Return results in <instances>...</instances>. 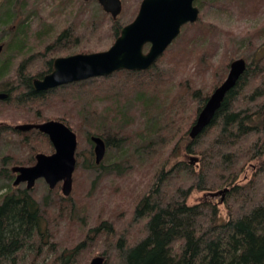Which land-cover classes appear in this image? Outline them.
I'll list each match as a JSON object with an SVG mask.
<instances>
[{
  "label": "trees",
  "instance_id": "obj_1",
  "mask_svg": "<svg viewBox=\"0 0 264 264\" xmlns=\"http://www.w3.org/2000/svg\"><path fill=\"white\" fill-rule=\"evenodd\" d=\"M41 3L39 0L0 3V93L7 94L0 100V106L20 112L28 123L56 119L76 131L78 136L87 131L91 159L85 160L82 167L96 176L97 169L106 171L107 168L94 160L91 134L101 136L107 148L128 147L133 152L132 159L139 158L138 151L145 147L149 163L140 162L137 166H143L139 172L144 177L141 188L128 214L117 211L118 226L98 220L87 230L92 233L93 242L87 245L88 234L74 246L63 249L52 241L50 227L66 215L68 219L78 218L76 201L59 195L54 191L56 188L47 190L45 198L39 199L24 187L2 183L0 190L5 187L0 193V264H86L90 256L86 254L85 257L83 251L94 244H97L99 255L104 256V264H264V41L256 44L250 39L255 45L243 73L226 92L211 121L194 138L188 135L190 126L222 79V76L215 77L210 90L190 87L180 81L174 86L171 81L176 69L188 61L184 51H174L175 45L185 43L181 38L186 27L200 25L199 16L194 23L181 27L177 37L148 69L118 70L90 79L99 86L124 80L118 91L115 87L107 89L115 92L117 107L106 105L98 110L94 99L87 98L76 104V115L72 118L68 115L49 117L43 105L51 93L79 84L84 86L86 81L49 90L35 89L33 79L52 70L55 54L69 55L71 52L69 47L53 48L68 34L69 27L65 25L56 34L55 23L39 13ZM249 3L257 8L264 0H250ZM91 4L97 11L88 9ZM195 4L200 8L222 5L217 0H195ZM236 4L241 10L239 3ZM80 5L84 9L67 12L66 20L70 14L78 22L84 10L87 22L97 16L98 26L105 17L111 39L119 35L128 21L122 10L116 18H111L96 0H80L79 8ZM71 7L74 9L73 5ZM81 47L78 51L82 53L91 51ZM169 54H172L170 59ZM130 93L134 99L130 98ZM121 100L124 106L129 105L127 110L118 109ZM133 100L141 104L132 106ZM133 107L140 109L133 111ZM142 111L147 121H152L151 127L148 128V122L143 120L144 128L133 134L129 129L133 125L132 117L141 120ZM126 114L131 119H127ZM154 116H158L157 122ZM6 122L0 126V133H17L22 146L29 151L28 156L13 160L15 164L31 165L35 153L52 150L48 137L37 129L19 131L8 124V120ZM83 126L87 130H82ZM164 149L165 159L158 161ZM182 153L194 157L195 161L182 159ZM155 163L149 178L150 166ZM5 168L0 172L3 178L10 180L13 174ZM73 178H76L75 171ZM224 187L228 188L221 200L224 217L212 199L187 202L193 191L209 192ZM54 193L57 198L49 201V194Z\"/></svg>",
  "mask_w": 264,
  "mask_h": 264
},
{
  "label": "rangeland",
  "instance_id": "obj_2",
  "mask_svg": "<svg viewBox=\"0 0 264 264\" xmlns=\"http://www.w3.org/2000/svg\"><path fill=\"white\" fill-rule=\"evenodd\" d=\"M3 1L4 0H0V3ZM39 1L41 3V0ZM59 1L58 8H56L55 5H57ZM233 1L234 0H217V3L219 2L222 4L221 6L211 5L210 7L208 6L209 8L199 7V19H197L199 20L200 25L186 27L181 38V40L183 39L182 42L185 41V43L182 46H179L178 44L175 45L174 51H184L188 61L180 67L177 66L176 74L171 80L174 86L177 81H180L182 83H187V86L190 87L200 86L204 90H210L215 77L222 76L221 82L225 79L229 70V64L232 60L243 58L245 62L249 61L253 54L254 43L257 44L264 41V4L256 8L255 4L249 3L250 0ZM79 2L78 0H43L40 4L41 9H39V13L45 16L47 21L55 23L54 29L56 30V34L61 31L65 25L68 24L69 27L68 34L57 41L53 48L59 50L61 47H69L71 49L69 50L71 51L69 54L80 52L78 51V48H82L81 46L88 47L87 50H91L89 52L107 49L114 42V39H111V36L107 34L108 23L105 21V17L104 19L102 17V23L100 26H98L96 15L87 22L85 15L86 10L79 15L81 16V19L78 20V22H75L70 14L68 15V20H66L65 14H67V12L70 11V13H74L75 10L79 11L84 9L81 5L79 8ZM139 2L140 0H122L121 10L125 12L124 15L127 17V22H130L135 17ZM236 2L242 7L241 10H238ZM71 5L74 6V9ZM88 9H95V5H89ZM101 10L105 12L102 7ZM95 11L97 10L95 9ZM98 13L99 12H97V14ZM21 16L22 13L20 17ZM20 17L16 19V22ZM203 23H205V25H202ZM6 33L8 32L6 31ZM250 39H252L254 43H252ZM148 46L149 44L144 45V51H147ZM260 49L263 50V47L261 46ZM85 53H88V51ZM64 54L65 53L57 52L55 57L64 56ZM171 55L172 54H169V56H167L168 59L171 58ZM225 65L227 67L224 69ZM90 79L92 78L81 80L86 81L84 86H80L79 84L77 87L68 88L67 90L58 89L51 93L43 105V111L45 114L49 117L68 115L72 118L76 115V104L79 101L80 103H83L87 98L94 99L98 110L103 109L106 105L108 107H112V105L117 107L115 105V92H110L107 89L109 87H115V91H118L124 80H122V82L110 81L99 86L98 83L91 81ZM122 91L127 90L123 89ZM131 95L132 93H130V98L134 99L133 95ZM1 99L2 98H0V100ZM122 102L123 101L121 100L118 104V109L127 110L129 105L124 106ZM131 104L133 106L141 103L138 100H133L131 101ZM138 108L140 109V107ZM139 109L137 110L136 107H133V111H139ZM70 112L71 114H69ZM141 113L143 118L139 121L132 117L133 125L129 126V129H131L133 134L140 131L141 128H144L141 121H147L148 119L147 116H145L146 113L144 111ZM129 118L131 119V116L127 115V119ZM150 118L151 117H149V119ZM153 118L154 121H158V116H154ZM7 120L9 121L8 124H11L13 127L19 123H28L23 120L20 112L8 108L3 109V107L0 106V126L7 123ZM150 121H147L148 128L151 127ZM85 129L86 128L84 127L82 130ZM74 132L77 135V148L75 153L76 164L74 169L76 178H73L72 174L71 193L68 196L62 194L60 189L61 182H58L54 187L56 190H54V188L49 189L48 184L42 178L36 180L33 187L29 189V191L34 192V196L39 199L45 198L44 195L47 193V190H54L63 197L75 200L78 204L76 206V210L78 209V218L71 219L70 217V219H68L66 215V218L61 219L59 222H56L57 224L55 226L50 227L53 235V239H51L58 243L60 249H63V247L70 248L74 246L79 241L85 239L88 234L89 238L87 240L89 242H87V245L93 242L91 239L92 233H87V230L89 226L94 225L98 220H107L118 226L120 219L116 214L117 211L122 210L123 213L128 214L132 207V202L141 188V183L144 177L140 176L139 172H142L143 166H140V168H137V166L140 162L146 164L149 163L147 162L149 161L148 157L145 156L148 154L145 147L140 148L138 151L141 153V156L139 157L140 159H132L133 152L129 151L128 147H106L101 163L106 166L107 170L103 171L97 169L96 171L97 173L99 171V173L98 176H96L93 172H87L82 167L85 160L88 161L91 159L90 144L85 136L87 131H82L81 135H79L80 137L76 131ZM21 142L22 140L19 138V135L13 131L0 133V170L4 167H6L5 169L10 170V167L13 165H22L14 163L17 158H23L29 155L28 149L23 147ZM39 142L43 144V141L40 140ZM53 150L52 147V150L49 152H41L48 154L53 152ZM163 153L164 154L158 159V161H161L163 158L165 159V149L163 150ZM5 156L8 158L3 160ZM180 157L182 159H191L190 155L184 153H182ZM170 159L173 160L172 158ZM114 165H117V168ZM155 166L156 163L150 166L149 178L150 175H152L151 172ZM13 179L14 175L9 180L3 178V174L0 172V186L2 183L8 186L7 184L11 182L10 184L12 187L25 188V182L13 185ZM4 187H2L0 193L4 191ZM219 189L222 188H217L209 192L193 191L188 197L187 202L195 203L205 198L212 199L218 204L220 213L222 217H224L225 210L220 200L221 195H209L210 192H215ZM54 198H57L55 193L54 195L49 194V201H54ZM50 209L54 208L50 207ZM73 214L76 213L74 212ZM87 245H85L84 248ZM83 253L85 257L86 254H88L90 256L89 260H91L93 256L99 254L97 244L88 246Z\"/></svg>",
  "mask_w": 264,
  "mask_h": 264
},
{
  "label": "water",
  "instance_id": "obj_3",
  "mask_svg": "<svg viewBox=\"0 0 264 264\" xmlns=\"http://www.w3.org/2000/svg\"><path fill=\"white\" fill-rule=\"evenodd\" d=\"M88 1V0H85ZM102 9L115 18L121 11V0H97ZM195 0H141L138 11L132 21L123 25L114 42L105 50L73 53L57 56L53 59V68L41 78H34L37 90H48L70 82L86 80L97 76H107L118 70H146L164 53L168 45L180 33L186 23L195 22L199 7ZM149 44L147 51L144 45ZM0 45V50H1ZM246 67L243 58L230 62L225 79L217 85L199 110L188 135L194 138L211 121L220 106L226 92L232 88ZM0 93V98H6ZM16 130L37 129L45 134L53 152H38L31 165H13L10 170L15 174L12 184L25 182V188L33 187L35 181L42 178L49 189L61 182V192L68 196L72 190V174L75 169L76 133L65 123L56 119H47L35 123H19ZM93 145L95 162L98 164L105 153V140L95 134L89 137ZM191 162L195 161L191 157ZM227 187L210 192V196L223 195ZM104 256L95 255L88 264H103Z\"/></svg>",
  "mask_w": 264,
  "mask_h": 264
}]
</instances>
